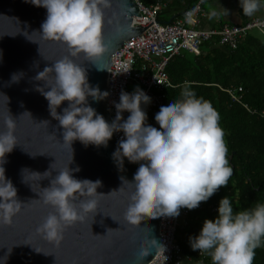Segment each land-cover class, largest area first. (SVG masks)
Instances as JSON below:
<instances>
[{
    "label": "clouds",
    "instance_id": "clouds-1",
    "mask_svg": "<svg viewBox=\"0 0 264 264\" xmlns=\"http://www.w3.org/2000/svg\"><path fill=\"white\" fill-rule=\"evenodd\" d=\"M110 2L32 0V3L47 10L46 19L41 24V35L62 42L69 53L38 74L54 73V83L42 93L49 101L51 116L59 121L63 129L64 142H69L70 146L75 140L85 146H106L114 132L124 133L125 138L118 141L113 157L121 167L124 158L139 163L131 181L121 177L123 185L132 187L123 213L126 221L137 225L144 215L152 218L176 217L182 207L194 209L200 202L207 201L221 186L227 185L233 175L225 133L219 123L220 116L211 102L197 96L187 83L178 98L168 99L160 107L155 115L159 127L146 123L147 112L142 105L151 103V97L139 85L131 93L121 91L119 102H114L116 116L111 122L87 103L88 96L99 101L106 98L109 92L90 86L84 67L72 57L83 53L97 65L96 59L108 50L102 30L104 8ZM239 2L247 16H253L261 7V0ZM195 11L187 13L189 18ZM218 11L225 16L229 12L222 6ZM16 78L14 75L13 79ZM63 101L69 103L62 113H58L57 107ZM124 111L130 113L126 119L123 118ZM5 126L7 130L0 131V164L5 153L11 152L16 144L15 121L11 115L5 120ZM73 171H79V168L70 169L67 165L59 169L50 186L40 193L42 202L54 211L49 212L36 231L55 244L62 242L68 226L84 221L87 214L98 207L95 196L101 181L77 179L72 175ZM4 172L0 166L4 180L0 183V223L11 224L24 204L16 198V188L5 179ZM23 172L25 181H28L27 174H38L40 179L51 175L50 171L41 174L24 169ZM113 192L117 191L109 194ZM81 196L91 199H80ZM78 198L80 203L77 206ZM217 212L214 219L204 220L198 235L189 237L192 250L210 256L212 264H253L255 249L264 244V202H255L248 208L234 211L231 199L224 196L219 201ZM116 229H107L106 235ZM92 235L105 236L94 235L93 232ZM159 246L163 245L158 244L155 238L142 235L138 240L137 255L145 257L151 249L157 251Z\"/></svg>",
    "mask_w": 264,
    "mask_h": 264
},
{
    "label": "water",
    "instance_id": "water-1",
    "mask_svg": "<svg viewBox=\"0 0 264 264\" xmlns=\"http://www.w3.org/2000/svg\"><path fill=\"white\" fill-rule=\"evenodd\" d=\"M104 13L102 31L108 50L95 61L101 68L83 53L72 58L84 67L90 86L109 92L112 55L124 42L145 33L151 24L145 28L131 25L134 17H140L135 0H111ZM46 15V8L32 0H0V131L7 130L5 120L11 115L16 136V144L11 152L5 153L0 166L5 170V179L16 188V198L24 204L11 224L0 223V264H149L160 246L140 257L138 240L148 235L161 245V216L144 215L137 225L123 216L132 187L123 185L121 177L131 181L137 164L124 158L123 166L119 165L113 157L118 147L114 136L106 146H85L79 140L70 146L64 142L59 121L51 116L49 101L42 91H48V85L54 83V73L38 74L69 53L62 42L41 35ZM107 102L108 96L99 101L87 97V103L108 121ZM68 103L63 101L57 112L62 113ZM67 165L70 169L79 168L72 172L77 179L101 181L95 196L98 207L84 221L68 226L62 242L55 244L36 231L49 212L54 211L42 202L40 193L50 186L59 169ZM24 169L41 174L50 171L51 175L40 179L38 174H27L25 181ZM0 183H4L2 174ZM113 190L117 192L109 194ZM91 228L94 235L105 236H93ZM109 228L119 229L106 235Z\"/></svg>",
    "mask_w": 264,
    "mask_h": 264
},
{
    "label": "trees",
    "instance_id": "trees-1",
    "mask_svg": "<svg viewBox=\"0 0 264 264\" xmlns=\"http://www.w3.org/2000/svg\"><path fill=\"white\" fill-rule=\"evenodd\" d=\"M150 1L143 0V3L149 5ZM198 1L171 0L170 4L176 8L182 5L186 10L193 8ZM205 1L203 0L202 8L208 15L204 9ZM224 25L226 24H221L219 29L210 30H220ZM251 40L250 46H241L239 43L235 50L229 47L208 49L209 60L207 56L194 59L187 53L181 57L185 52L180 54L181 58L178 57V60L182 61L178 66L188 69L191 82L211 84V87L195 86L194 90L197 96L210 101L219 113V123L224 130L228 147V160L233 169L228 184L221 186L207 201L200 202L194 209L184 207L188 210V215L180 222L176 235V243L184 259L182 264H212L210 256L200 253L199 250H192L189 237L199 234L206 218L214 219L218 215L217 208L222 197L228 196L231 199L234 211L248 208L255 202H264V46H259L258 40ZM248 52L250 56L243 62L242 57ZM255 53L260 54L257 56ZM209 66L213 72H210ZM191 67L193 71L190 70ZM173 69V62H170L167 67L170 78ZM240 86L243 90L240 94L241 102L256 110L255 114H250L244 111L242 106H236L229 101L231 98L224 90ZM181 87L178 91L168 90L165 100L176 98L177 93L179 97L183 88ZM255 253L253 264H264V244L256 248Z\"/></svg>",
    "mask_w": 264,
    "mask_h": 264
},
{
    "label": "built area",
    "instance_id": "built-area-1",
    "mask_svg": "<svg viewBox=\"0 0 264 264\" xmlns=\"http://www.w3.org/2000/svg\"><path fill=\"white\" fill-rule=\"evenodd\" d=\"M140 17L132 21V26L142 28L150 25L145 33L134 37L126 42L112 55V70L109 79V95L107 107L109 110L108 122L114 120L116 108L114 102H119L122 90L131 93V86L139 85L151 97V103L142 105L147 114L157 113L160 107L167 101L166 96H162L166 89L173 88L169 81L167 67L173 57L180 55L182 51H187L194 55L200 54L202 44L217 39L220 46L230 49H237L239 40L252 31H257L264 36V18L251 17L243 25H224L220 30H202L198 28L200 19L207 14L203 10V0L183 11L181 17L170 23L159 21L162 10L158 5L146 6L142 0H135ZM193 9L196 11L189 18L187 13ZM213 15V13H212ZM236 91H228L232 99L239 102L240 98ZM161 92V93H160ZM249 112V111H248ZM256 110H251L255 114ZM130 113L123 112L126 119ZM115 140L125 138L124 133L114 132ZM142 163V162H140ZM139 167V163H136ZM188 211L182 207L179 216H161L160 221V250L155 259L149 264H182L184 262L181 249L176 243V235L182 216H186ZM167 257V259H166Z\"/></svg>",
    "mask_w": 264,
    "mask_h": 264
},
{
    "label": "crops",
    "instance_id": "crops-1",
    "mask_svg": "<svg viewBox=\"0 0 264 264\" xmlns=\"http://www.w3.org/2000/svg\"><path fill=\"white\" fill-rule=\"evenodd\" d=\"M170 1L171 0H151L150 4L146 5V6L158 5V6H160V8H162L164 6H167V7H165L162 10L163 12L161 13V22L170 23V22L175 21L176 19L180 18L181 17L180 15L182 14V11L185 10L184 6H182V5H180L178 8L172 7L171 4H170ZM142 2H143V0H142ZM220 6H222L223 8H226V9L229 10V12H228V14L226 16L223 14L222 11H218V9H220ZM204 9L209 14L207 16H205L204 18H202L200 20V22H199L198 28L202 29V30L219 29L221 24H226L228 26H231V25H242V24L245 23V21H247L251 17L264 18V0H261V7L253 16H247V15H245L242 12L239 0H206L205 4H204ZM212 12H216V15L213 16L212 14H210ZM251 39L258 40V45L259 46H261V45L264 46V36L261 33L254 32V31L250 32L249 34H247L245 36H243L239 40L238 45L240 43L241 46L242 45H244V46L249 45L250 46V43L252 42ZM222 47H226V46H220L218 44V40L217 39L216 40L212 39L211 42L202 44V46L200 48V54L199 55H194V54H191V53H189L187 51H182V52H185V53L182 54L181 57H183L187 53L188 56H191L194 59H197L199 57L201 59L202 57H205V56L208 55V52H209L208 49H211V48L224 49ZM260 53H255V54L257 56H259ZM179 56L180 55L173 57L172 58L173 60L170 61V62H173V68L174 69L172 70L173 73L171 74V78H170L169 75L168 76H169V81H170L171 85L173 86V88L166 89L163 92L167 97H168V90H170V91H178V89L181 86L184 87L186 83L191 85V86H193L192 87L193 89L196 88L195 86L211 87L210 83H203V82H198V81L191 82L189 80L190 76H189V73H188V69H186L185 67H182L181 65L178 66L179 64L182 63V61L178 60ZM249 56H250V52H248L245 56L242 57V61L245 62L248 59ZM181 57H179V58H181ZM206 58L209 60V56H207ZM208 69H210V66H209ZM190 70L193 71V67H191ZM210 72H213V71L210 69ZM178 74H179V77H178ZM212 86H215V85L212 84ZM135 87L136 86H131L130 89L134 90ZM241 87L242 86H240V88ZM140 88H142V87H140ZM238 88L239 87H237V88H229V89H225V90L222 89V90L226 91L229 94L228 91H230V90L236 91ZM241 90H242V88H241ZM241 93H243V90L241 92H237V95L240 98L239 102L233 100L230 94H229V96H230L231 99H229V101L233 102L232 104H234L236 106H240V107L242 106V109L244 111H249L250 114H251L252 108H250L247 104H244L243 102H241L242 101V98H241V95H240ZM176 98H178V93L176 94ZM176 98H170V99H176ZM156 114L157 113L149 112L147 114L146 123L147 124H151V125H153L155 127H159L158 123L155 120V115ZM186 216H182L181 219H180V222H183L184 218ZM184 264H193V263L186 262Z\"/></svg>",
    "mask_w": 264,
    "mask_h": 264
},
{
    "label": "bare ground",
    "instance_id": "bare-ground-1",
    "mask_svg": "<svg viewBox=\"0 0 264 264\" xmlns=\"http://www.w3.org/2000/svg\"><path fill=\"white\" fill-rule=\"evenodd\" d=\"M248 20H249V19H248ZM248 20H247V21H248ZM245 22H246V21H245ZM161 95H162V96H166V95L163 93V90H162V94H161ZM152 261H153V260H152ZM152 261H151V262H152ZM151 262H150V263H151Z\"/></svg>",
    "mask_w": 264,
    "mask_h": 264
}]
</instances>
